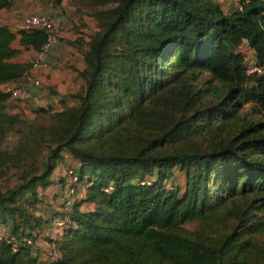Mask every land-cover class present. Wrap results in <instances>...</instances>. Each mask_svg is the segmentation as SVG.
Returning a JSON list of instances; mask_svg holds the SVG:
<instances>
[{
  "label": "trees",
  "instance_id": "obj_1",
  "mask_svg": "<svg viewBox=\"0 0 264 264\" xmlns=\"http://www.w3.org/2000/svg\"><path fill=\"white\" fill-rule=\"evenodd\" d=\"M15 1L0 0V12ZM71 1L87 6L97 27L82 52V87L66 95L77 102L60 100L47 123L32 126L0 92V144L15 135L0 148V179L16 180L0 185V226L33 239L46 224L37 189L62 186L50 174L64 151L78 163L81 201L94 207L59 208L67 220L46 264H264V0H237L231 12L217 0ZM45 39L42 29L0 24V85L19 80L30 64L15 57ZM243 39L260 74H245ZM202 73L217 85L198 109ZM246 103L254 120L241 112ZM210 128L222 137L201 149L192 139ZM29 145L46 149L39 167L21 156ZM174 167L185 182L166 189ZM144 177L150 183H138ZM191 221L198 228L187 232ZM39 260L27 245L11 251L0 241V264Z\"/></svg>",
  "mask_w": 264,
  "mask_h": 264
},
{
  "label": "crops",
  "instance_id": "obj_2",
  "mask_svg": "<svg viewBox=\"0 0 264 264\" xmlns=\"http://www.w3.org/2000/svg\"><path fill=\"white\" fill-rule=\"evenodd\" d=\"M18 1L20 0H16L9 9L2 10L0 12V24H6L13 31L18 29L22 16L28 13H39L41 10L39 0H21V3ZM68 2L70 3L69 5H67L66 0H60L59 6H56L55 8L56 11H58L56 14L58 16L63 15L59 11L62 10L64 14L66 12L68 19H65V21H67V23L68 21L71 22L70 25L68 24V26L71 27H65L63 30H60L58 41L51 47L50 54L48 56L49 68L46 70L32 71L33 76L39 79L41 86L45 85L48 90L51 89L53 91L50 96H47L46 99H44L48 103L46 105L58 106L59 109L60 100L65 105H71L69 104L68 97H66V95L72 93L75 89H77V87H82L83 84L82 80L78 76V72L83 69L84 62L82 60V55H79L74 48H78V46H80V49L83 52L85 50V42L88 40V37L85 36V34H82L78 28L75 29L72 28V26L74 24L77 25V22H81L80 26L82 27H85L84 24L87 23L92 24V26L95 25V21L86 12L87 10H85L86 8L88 9L87 6L81 5L77 7L71 0H68ZM78 18H80L81 21L77 20ZM96 30L97 29L95 27L91 34H93ZM16 39L17 37L15 38V41H17ZM33 53L34 52L31 49H26L25 51L22 50L18 54L16 61L24 62L25 58H27L25 60L27 61L28 57L32 56ZM63 64H66L69 67H65ZM38 89H40V87ZM38 89L33 91L35 97L28 100L24 104H20L19 107H22V111L24 113H26L31 104L35 105L42 102L41 99H38ZM33 108L34 107L32 106L31 109ZM67 164L68 165L66 167L71 165L69 162H67ZM73 164L75 163L73 162L72 165ZM173 169L175 172H173ZM178 169L179 168L177 167L172 168L169 177L171 178L172 174L175 176ZM56 186L58 188H56ZM59 186L60 184H50L43 190H40L39 188L37 189L39 193L38 195H40V202L36 204V215L46 222V224H43L40 229L35 228L32 231V237L37 244L36 249L39 251V254L48 247L51 241L58 239L61 234L59 229L57 230L53 225V221L58 216L57 213L61 207L58 194L60 190ZM81 186H83V183ZM78 191V210L81 212L91 210L94 206L88 202L81 201L83 191L82 189H79ZM39 206H42L43 209H40ZM0 230L4 229L0 227ZM39 259V262L42 264H46L48 262L47 260L41 259V256H39Z\"/></svg>",
  "mask_w": 264,
  "mask_h": 264
},
{
  "label": "built area",
  "instance_id": "obj_3",
  "mask_svg": "<svg viewBox=\"0 0 264 264\" xmlns=\"http://www.w3.org/2000/svg\"><path fill=\"white\" fill-rule=\"evenodd\" d=\"M237 1V0H235ZM235 8H239L235 5ZM61 16H50L43 12L28 13L22 16L18 29H32L39 28L46 33V39L40 46L39 50L33 51V55L28 58L30 67L19 78L18 81L6 82L0 85V92L7 97V100L13 101L17 104H24L28 100L35 97L33 91L37 90L41 84L38 78L32 74L33 70H46L49 68L48 56L51 47L57 43L60 30H62ZM238 51L243 54L245 63V74H260L262 69L255 65L253 51L248 47L247 42L243 39L238 46ZM248 54V55H247ZM63 184L58 192L59 202L64 212H70L78 201V178L72 167H65L61 175ZM137 181V179H136ZM140 184L150 183V178H142L138 180ZM170 188V187H169ZM110 187L105 189L109 190ZM67 216L57 217L53 221L55 228L61 232L64 228ZM3 240L9 245L11 251H15L19 246L27 245L31 248L32 253L39 251L36 249L37 244L32 238L17 237L8 230H0V241ZM41 259L51 261L58 256L55 245L51 242L48 247L40 252Z\"/></svg>",
  "mask_w": 264,
  "mask_h": 264
},
{
  "label": "rangeland",
  "instance_id": "obj_4",
  "mask_svg": "<svg viewBox=\"0 0 264 264\" xmlns=\"http://www.w3.org/2000/svg\"><path fill=\"white\" fill-rule=\"evenodd\" d=\"M51 0H39V3H40V7H41V10L40 12H43L45 14H48L50 16H55L57 14L58 11H56V8L54 5H52V3L50 2ZM67 1V5H69L70 3ZM220 5H221V8L225 11V12H231L232 10L235 9V5H236V1L235 0H217ZM19 3H21V0L18 1ZM32 3V2H30ZM59 10V9H58ZM85 10L88 11V9L86 8ZM61 12L63 15L61 16V24H62V30L65 28V27H68L70 28L71 26H68V24L70 25L71 22L68 21H65V19L67 20L68 17L66 15V12L64 14V12L61 10L59 11ZM91 19V18H90ZM77 20H80V18H78ZM81 21V20H80ZM93 21V20H92ZM64 22V23H63ZM84 23V22H83ZM93 23V22H92ZM81 22L78 23L77 22V25H73L72 28H75V29H79L82 34H85V36L89 37L91 35V32L93 31V29H95L96 27V24L92 26V24L90 23H87V24H84L85 27H82L80 26ZM97 29V27H96ZM12 46L13 47H18L19 46L17 45V41H13L12 42ZM76 52L79 53V55H82V50L80 49V46H78V48H74ZM25 51V50H24ZM248 55V54H247ZM18 58L15 57V60ZM30 58V57H28ZM27 58L24 59V61L26 60ZM83 60V59H82ZM65 65V67H69L68 65L66 64H63ZM209 81V82H207ZM196 88H199L202 90V101L201 103L199 104H195L194 107L200 109L204 106H206L210 101H211V96L208 95V89L210 88V85L211 86H215L217 85V82L213 81V79L209 78L208 75H206V73H202L201 76L199 77V79L197 80V82L194 84ZM80 88L77 87V89H75L72 93H69V96L70 94H75L79 91ZM38 99H41L42 102L38 103V104H35V105H30V107H28L26 113H24L22 111V108L20 107H14V108H10L9 105L7 107V109L9 111H12V112H15V113H18L19 115H21L22 119L29 125H32V126H37V125H40V124H45L48 122V119L49 117L51 116V113L54 111V110H58V106H52V109L53 110H50L48 111L47 113H33L31 112L33 109H35L37 106H42V107H48L50 105H46L48 104L47 101H45L44 99H46L47 96H50L52 94V90L51 89H47V87L44 85V86H40V89H38ZM68 97V101H69V104L71 105H74L77 100L72 98V97ZM32 106L34 107L33 109ZM57 107V108H56ZM31 109V110H30ZM241 112L243 114H246L247 115V119L248 120H254L256 118V115L252 113V109H251V104L250 103H246V104H243L242 105V108H241ZM221 134L220 133H217L215 131H212V129H206L202 132H200L195 139H192V142L195 143L197 146H199L201 149H205L206 147H209L212 143H215L217 142L220 138H221ZM14 139H15V135L13 134V132L11 131H8L5 135H4V138L2 139V142L0 144V148L1 149H4V150H9L10 146L13 145V142H14ZM183 146V145H181ZM46 152V149L43 147V146H31L29 145L26 149V151L24 153L21 154V156L23 157L24 160H28L30 162H32L34 164L35 167H39L40 166V161H41V157L44 156ZM67 162H69L71 165H69V167H72L75 166L77 167L78 166V163L75 162V160L67 153V152H64L62 151L60 156L58 157V159L55 161L54 163V167L51 171V174H50V180L55 182L57 181L58 182V179L61 178V175L64 171V168L68 165ZM75 163L72 165V163ZM74 167V168H75ZM174 170V169H173ZM175 172V170L173 171ZM152 179L154 180L155 177H152ZM184 181H185V175L183 173V171H180L178 169L177 171V174L175 176H173L172 174V177H168L166 179H164L163 181V184H164V188H169L171 187L170 185L174 182L179 188H182L183 184H184ZM16 180L15 179H9L8 181H4L2 179H0V185L2 186V189L5 187V184L6 186L7 185H13V183H15ZM56 188H58L56 186ZM179 190V189H178ZM40 209H43L42 206H39ZM2 227L5 231L8 230V231H11V228H10V225H6V226H0ZM198 228V222L197 221H191L189 223H186L183 225V229L187 232H191V231H194L195 229ZM262 239L264 240V236H262Z\"/></svg>",
  "mask_w": 264,
  "mask_h": 264
}]
</instances>
